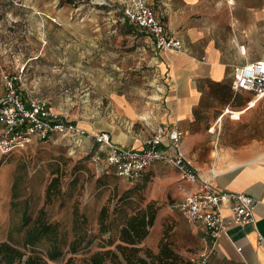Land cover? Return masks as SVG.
I'll use <instances>...</instances> for the list:
<instances>
[{"label": "rangeland", "instance_id": "rangeland-1", "mask_svg": "<svg viewBox=\"0 0 264 264\" xmlns=\"http://www.w3.org/2000/svg\"><path fill=\"white\" fill-rule=\"evenodd\" d=\"M131 1L0 0V98L4 77L16 76L24 97L44 98L54 112L86 128H116L135 138L144 135L146 101L163 92L164 79L158 71L159 53L149 36L124 20V9ZM120 98L138 118L131 119L116 107ZM225 131L234 145L260 134L254 123H225ZM176 171L157 164L129 182L104 165H95L89 152L60 137L0 153V244L7 242L30 254L31 248L23 247V214L27 212L33 223L44 210L45 219L58 223L67 241L64 260L55 264L70 258L74 264H89L94 254L109 250L120 264H127L125 255L133 254L148 263L165 264L159 248L162 240L185 264H193L202 243L199 246L173 214L160 217L172 208L175 190L182 187ZM54 179L57 185L48 190ZM127 194L129 205L122 208L117 222L149 205L156 210L154 225L135 253L120 241L122 227L112 234L100 232L99 226L102 209L112 215ZM76 220L86 222L88 239L73 254L70 244Z\"/></svg>", "mask_w": 264, "mask_h": 264}, {"label": "crops", "instance_id": "crops-1", "mask_svg": "<svg viewBox=\"0 0 264 264\" xmlns=\"http://www.w3.org/2000/svg\"><path fill=\"white\" fill-rule=\"evenodd\" d=\"M147 2L167 33L181 41L183 47L180 51L159 53L158 71L164 79V90L158 98L146 101V133L135 138L116 128L81 127L90 134L107 132L116 145L136 150L142 149L159 127L181 129L185 134L182 153L199 169L202 180L218 192L245 193L257 200L253 222L231 225L220 236L217 251L208 264H264V98L257 99L250 92L232 87L235 68L264 57V0ZM115 105L127 117L138 118L125 99L116 100ZM236 113L240 114L239 119L234 118ZM225 123H254L260 134L234 145L225 136ZM161 146L172 153L167 140ZM98 147L92 138L84 139L80 146L91 157ZM157 164L161 163L150 168ZM175 178L180 182V178ZM180 185L172 208L160 217L173 214L200 246V229L185 220L178 209L196 186L186 181ZM222 214L232 220L228 202L223 205Z\"/></svg>", "mask_w": 264, "mask_h": 264}, {"label": "built area", "instance_id": "built-area-1", "mask_svg": "<svg viewBox=\"0 0 264 264\" xmlns=\"http://www.w3.org/2000/svg\"><path fill=\"white\" fill-rule=\"evenodd\" d=\"M124 20L150 37L156 52L180 51L181 41L169 35L162 20L147 0H132L124 9ZM18 77H4V95L0 98V153L11 154L25 149L33 141H48L54 137L69 139L81 146L92 138L99 146L92 157L95 165H104L118 177L134 182L151 166L161 163L175 168L183 181L196 190L187 194L178 209L181 216L202 233V249L193 264H208L217 251L220 236L231 225L243 226L253 222L257 200L245 193L218 192L211 183L200 177V171L183 155L181 146L185 137L179 128L159 127L155 135L145 141L140 150L113 143L109 133L90 134L79 124L53 111L41 98L27 99L17 85ZM232 87L235 91L252 93L264 98V57L234 70ZM167 140L172 153L162 148ZM225 202L233 214L227 220L222 214ZM263 243V239H260Z\"/></svg>", "mask_w": 264, "mask_h": 264}, {"label": "trees", "instance_id": "trees-1", "mask_svg": "<svg viewBox=\"0 0 264 264\" xmlns=\"http://www.w3.org/2000/svg\"><path fill=\"white\" fill-rule=\"evenodd\" d=\"M143 175V174H142ZM141 175V176H142ZM139 179V178H138ZM137 179V180H138ZM136 180V181H137ZM58 183L54 179L48 190L53 189ZM58 192V190H57ZM128 194L121 198V205L118 206L112 215L104 207L100 212L99 226L100 232L112 233L116 227H122L120 230V241L128 246H132L131 252L138 251L136 248L149 234L150 228L154 225L156 210L151 205L144 210H139L135 215L123 217V222H117L118 217L122 215V208L129 205ZM45 211H40L35 222H30L27 212L23 214V222L20 229H26L23 238V247L31 248L30 254L21 251L16 246L4 242L0 244V264H55L63 261L66 256L67 241L60 231L58 223H52L45 219ZM86 222L81 223L78 220L74 223L75 238L70 244V251L75 254L79 247L88 239V231H84ZM19 229V230H20ZM113 234V233H112ZM109 246L113 245V239L110 237ZM45 247V250L37 249ZM160 255L165 258V264H185L184 260L169 249L168 243L162 240L160 243ZM132 253V254H133ZM127 264H154L148 263L146 258H140L136 255H125ZM63 264H74L73 259L65 261ZM89 264H120L118 256L111 250L94 254Z\"/></svg>", "mask_w": 264, "mask_h": 264}, {"label": "bare ground", "instance_id": "bare-ground-1", "mask_svg": "<svg viewBox=\"0 0 264 264\" xmlns=\"http://www.w3.org/2000/svg\"><path fill=\"white\" fill-rule=\"evenodd\" d=\"M235 119H239L240 118V114L236 113L233 115ZM80 126H82V124H80Z\"/></svg>", "mask_w": 264, "mask_h": 264}]
</instances>
